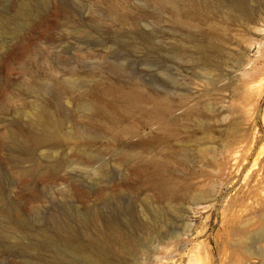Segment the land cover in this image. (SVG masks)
<instances>
[{
    "label": "rangeland",
    "instance_id": "obj_1",
    "mask_svg": "<svg viewBox=\"0 0 264 264\" xmlns=\"http://www.w3.org/2000/svg\"><path fill=\"white\" fill-rule=\"evenodd\" d=\"M21 1L0 0V14L11 16L0 30V264H82L61 235L89 252L103 250L91 239L100 233L122 264H152V207L163 234L157 254H173L166 264H179L181 246L199 251L195 244L207 236L219 240L224 197L264 169L260 159L254 164L264 143V0H236L220 11L201 0H178L176 8L152 0H28L20 21ZM187 33L215 48L199 57ZM67 82L74 86L55 95ZM43 97L61 121L59 137L20 154L7 135H27L23 122ZM31 160L53 169L24 178ZM187 224L191 231L181 234ZM116 237L136 246L135 256ZM114 253L109 261L119 264Z\"/></svg>",
    "mask_w": 264,
    "mask_h": 264
},
{
    "label": "bare ground",
    "instance_id": "obj_2",
    "mask_svg": "<svg viewBox=\"0 0 264 264\" xmlns=\"http://www.w3.org/2000/svg\"><path fill=\"white\" fill-rule=\"evenodd\" d=\"M201 1L207 5L212 6L216 11L222 10L226 4L236 3V0H201ZM151 2H154L157 5H159L158 7H160V5H168L172 8H176L178 0H152ZM28 3H29L28 0H24V2H22V4L20 3L21 5L19 4L20 6H19L18 10L15 11L16 12L15 13L16 19L21 21V20H24L28 17ZM107 10H109L110 14L112 16H114L115 18H118V19L121 18V15L119 14V11L117 10L115 4L109 5ZM142 10H145V7H142ZM150 16L151 17H157L158 14L156 12H152V13L150 12ZM6 17H3L0 14V30L8 28L7 23L9 21H11L10 20L11 16L9 17V21H8V19L6 20ZM142 35H146V34H142ZM142 35H140V36H142ZM143 37H145V36H143ZM184 40L187 41L191 47H193L194 53L201 58L205 57V54L207 51L215 48V43H213L210 38H208V39L204 38V39H201L200 41H198L195 34H193V33L185 34ZM143 41H145V42L149 41L147 39V36H146V38H144ZM150 42L152 43V41H150ZM177 50H178V46L174 42H170L168 45V51L171 53H174ZM73 86L74 85L71 82H67L64 84L57 85L56 87L53 88L54 94L59 96L63 91L70 89ZM262 88H264V87H262ZM260 91L261 90H259V92ZM260 93H262V92H260ZM258 95L259 94L257 93L256 99H257ZM261 95H259V96H261ZM259 99H260V97H259ZM257 104H255V102H254L253 105L257 106ZM253 109L251 108V110H253ZM262 122L264 123V116H263ZM61 125H62L61 121H58L55 118L54 112L49 108L44 97L43 98H37L36 101H34L32 103L30 111L26 115V119L23 122V126L25 127L27 135L26 136H20L17 132L11 130L8 133L7 137L10 139V141H12L14 143V146L16 149L14 151H16L20 154L30 155V153L32 151H34L38 148L53 145V143L59 137ZM261 139H263V138L258 136V139H255L254 144L253 145L251 144L252 145L251 148L253 150L257 149V144L259 143V141ZM256 153H257V155H255L256 157H254L255 158L254 164H256V161L259 159H260V162L264 164V143L261 144V146L258 148ZM263 164H261V165H263ZM83 166L86 167V163L83 164ZM38 168L45 169L46 171H49V172L53 169V167L47 163L41 164V163H38V162L31 160V161H29L28 167L25 168L24 170H22L21 173H22L23 177L25 178V177L30 176L31 173L35 169H38ZM259 174H258V176L252 178V180L245 181L244 184L242 185V187L238 188L236 190V192H234L233 194H230V195H227L224 197V199L222 201L223 204H221V206H220L221 207V210L219 213L220 217H219V219L217 218L218 223H219L218 232L220 231L219 234L221 233V235H219L220 236L219 240L217 238L218 233H217V235H215V238H217V239H213V240H216V241H214V244H212L211 239L207 236L203 240V242H200V244H195L197 246L202 247V249L199 251L197 249H192L191 247L189 249H186V248H183L184 246H181V249L179 250V254L177 253L178 254L177 262L179 264H264V169H263V172L261 173L262 175H259ZM159 213L160 212H158V209L153 208V207L150 208V210H149L150 222L147 225V233H148V235H149L148 237L150 239L149 240V243H150V246H149L150 252L149 253H151L150 256H151L152 264H166V263H169V260L173 261L172 260L173 254L170 255L171 253L169 251H168L169 255L162 253L163 256L165 255L164 257L162 256V258L159 257L161 255L157 254L158 240H160V235L162 234V233H160L161 218H160ZM13 226H12V229H13ZM18 227H20V225H18ZM190 227H191V225L187 224L185 226V228L182 230L181 234L186 235V233L188 231H191ZM39 228H41V227H39ZM42 229H44V228H42ZM44 230H46V229H44ZM17 231H19V230H17ZM36 231H37V229H36ZM41 232H43V231H41ZM41 232H37V234H40V236H42V238H44L47 241L52 240V237H53L52 235L47 234V233L43 234ZM50 233H52V232H50ZM163 233H164V231H163ZM201 234H203V230L202 231L198 230L195 233V235H197L199 237L201 236ZM96 235H94V237H95L94 239L93 238H91V239H92V241L95 240V242H97V245H98L97 248L103 249L104 251L103 250H98V251L91 250L89 252H86V250L81 245L68 246V243L71 242L69 237L61 235L60 240H61V243L64 244V246H65L64 248H67L68 252H71L75 257L80 259L81 262H83L84 264H111V261H109L108 256L111 255L113 252H115L114 254H116V250H114V248L110 245L113 240L110 242L109 236L107 237V235L105 236L104 234H101V233L98 234L97 236ZM4 236H5V234H4ZM162 236H163V234H162ZM164 236H165V234H164ZM167 236H168V234H167ZM120 237H116L114 239V241L119 243V245H121V248L123 250H126V252H128L129 255L135 256L137 247L131 246V248H127L126 240H124L123 238H120ZM175 237H177V236H175ZM55 243L56 242H54V244ZM61 243H59V244H61ZM165 243L167 244V242H165ZM165 243H164V245H165ZM52 244H53V242H52ZM185 244H187V243H185ZM70 245H71V243H70ZM57 247H59L58 244H57ZM164 247H167V246L165 245ZM200 247H197V248H200ZM59 248H62V247H59ZM31 249H29V250L31 251ZM159 249H160V247H159ZM161 249L164 250L163 247ZM166 249L167 248H165V250H164L165 253L167 251ZM62 250H64V249H62ZM35 251H37V250H35ZM161 252H163V251H161ZM159 253H160V251H159ZM115 256L117 257V254ZM117 258L119 259V257H117ZM117 258H114V259L118 260ZM110 260H111V258H110ZM119 260H120L119 264H122V262L124 261L121 258ZM50 264H69V263H67L65 261H61V260H59V261L53 260L50 262ZM170 264H172V263H170Z\"/></svg>",
    "mask_w": 264,
    "mask_h": 264
}]
</instances>
